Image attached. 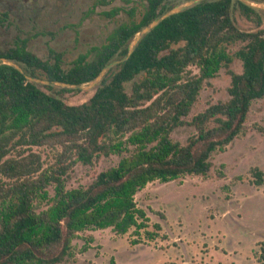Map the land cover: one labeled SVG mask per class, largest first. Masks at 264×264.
<instances>
[{
	"label": "trees",
	"instance_id": "1",
	"mask_svg": "<svg viewBox=\"0 0 264 264\" xmlns=\"http://www.w3.org/2000/svg\"><path fill=\"white\" fill-rule=\"evenodd\" d=\"M114 1L95 0L92 10ZM120 1L127 6L134 0ZM143 1L140 10L102 11L107 19L124 13L129 21L68 68L60 53L50 50L47 60L34 55L27 38L0 50V59L21 69L0 61V264H60L73 255L71 242L81 232L109 228L124 235L132 228L134 233L145 229L148 220L135 195L154 181L205 176L211 154L223 152L241 134L251 103L264 98V25L258 10L238 0H200L163 19L128 59L107 70L80 105H67L27 79L77 86L91 82L103 68L125 58L142 28L175 7L172 0ZM237 11L257 30H238ZM5 18L0 14V24ZM237 43L230 53L228 47ZM234 59L241 72L227 70L228 99L186 120L203 85ZM42 87L53 89L51 84ZM184 125L195 133L180 145L170 133ZM42 146L59 148L48 167L30 150ZM109 155L119 156L118 163L98 173L88 187L66 186L71 166H90ZM249 173L255 186H264L261 170L254 167ZM253 257L264 264L263 250Z\"/></svg>",
	"mask_w": 264,
	"mask_h": 264
},
{
	"label": "rangeland",
	"instance_id": "2",
	"mask_svg": "<svg viewBox=\"0 0 264 264\" xmlns=\"http://www.w3.org/2000/svg\"><path fill=\"white\" fill-rule=\"evenodd\" d=\"M246 1L264 6V0ZM94 2L0 0V14H6L0 24V50L11 47L17 38H27L28 50L34 55L47 60L50 50L60 53L63 68H68L79 54L100 45L114 28L129 21L124 13L107 19L102 11L131 6L140 10L145 3L134 0L126 6L115 0L92 10ZM187 2L170 3L178 7ZM258 11L264 25V9ZM233 19L240 31L257 30L238 11L233 13ZM239 45L229 46V52ZM190 70L197 73L193 67ZM227 70L240 73V62L234 59L228 69H220L207 80L186 120L228 99ZM36 84L67 105L85 103L98 85L87 83L73 91L59 92L62 87L52 85L53 89L47 90ZM129 89L128 83L125 90ZM194 133L193 127L184 125L173 129L170 138L185 145ZM30 150L40 156L43 167H48L54 163L59 148L42 146ZM119 159L109 155L90 166L76 163L67 172L66 186L88 187L98 173L115 166ZM209 161L211 168L205 176L184 175L167 183L154 181L135 195L137 207L144 210L148 220L145 229L134 233L132 228L124 235H116L109 228L81 232L71 242L73 255L60 264H256L253 252L264 251V186H255L249 171L256 167L264 174V98L251 103L241 134L223 152H213ZM49 194H53L51 188Z\"/></svg>",
	"mask_w": 264,
	"mask_h": 264
},
{
	"label": "water",
	"instance_id": "3",
	"mask_svg": "<svg viewBox=\"0 0 264 264\" xmlns=\"http://www.w3.org/2000/svg\"><path fill=\"white\" fill-rule=\"evenodd\" d=\"M200 0H189L185 5L183 6H178V7H174L172 8L171 10H169L168 12L162 14L160 17H158L156 20L152 21L150 24H148L147 26H145L144 28H142L135 36L134 38L131 40L129 46H128V50H127V54L125 56V58L121 59V60H117L113 63H111L110 65L106 66L105 68H103L100 73L91 81L89 82V85L91 86H95L97 85L100 80L103 78V76L105 75V73L107 72V70L114 64H117V63H120L122 61H125L126 59H128V57L132 54V52L134 51V48L136 47L137 43L141 40V38L146 34L148 33L149 31H151L160 21H162L163 19L171 16V15H174V14H177L179 12H181L182 10L186 9V8H189L191 7L192 5H194L196 2H198ZM240 1L241 3H243L244 5L246 6H249L251 8H254L256 10L258 9H264V6L263 7H258V6H255V5H252L250 3H248L246 0H238ZM0 61L4 64H7L9 66H12L14 67L16 70H18L19 72H21V69L15 64L13 63L12 61L8 60V59H5V58H1ZM27 79L30 81V82H34V83H40L42 85H56V86H59V87H64V88H68V89H78L80 88V86H77V85H70V84H66V83H62V82H50V81H44V80H35V79H32V78H29L27 77Z\"/></svg>",
	"mask_w": 264,
	"mask_h": 264
}]
</instances>
